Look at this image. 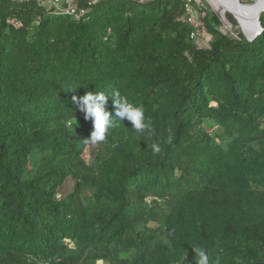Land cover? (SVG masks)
Here are the masks:
<instances>
[{
    "label": "trees",
    "instance_id": "1",
    "mask_svg": "<svg viewBox=\"0 0 264 264\" xmlns=\"http://www.w3.org/2000/svg\"><path fill=\"white\" fill-rule=\"evenodd\" d=\"M186 2L0 0V264H264V12L249 40L190 0L199 47ZM114 89L153 132L86 142L72 97Z\"/></svg>",
    "mask_w": 264,
    "mask_h": 264
},
{
    "label": "clouds",
    "instance_id": "2",
    "mask_svg": "<svg viewBox=\"0 0 264 264\" xmlns=\"http://www.w3.org/2000/svg\"><path fill=\"white\" fill-rule=\"evenodd\" d=\"M109 98L113 101L112 111L106 108ZM72 102L79 106L85 119H89L93 123V131L86 142L96 144L106 141L109 130L115 127L118 121L124 120H127L131 124V128L141 136L153 132L151 122L146 120L143 106H134L121 95L119 90L114 89L109 95H105L103 92L89 91L82 97L73 96ZM169 142H171V137H169ZM150 147L153 153L161 151L159 143H153ZM195 252L197 264H209V255L205 249H195Z\"/></svg>",
    "mask_w": 264,
    "mask_h": 264
},
{
    "label": "built area",
    "instance_id": "3",
    "mask_svg": "<svg viewBox=\"0 0 264 264\" xmlns=\"http://www.w3.org/2000/svg\"><path fill=\"white\" fill-rule=\"evenodd\" d=\"M93 2H95V0H88L89 5H92ZM41 3L44 7H47L48 9H52L53 12L56 14H72L76 12L74 5L75 0H41ZM186 8H187V13H186V18L184 19H187L190 23L194 25L195 30L191 33V37L195 39L199 37L201 35V32L205 31L206 28L203 23L202 17L200 15L195 14L194 7L191 5L190 0H187ZM88 11L89 9H82L81 11H79L80 13L79 15L85 14ZM197 44L199 47H203L199 43Z\"/></svg>",
    "mask_w": 264,
    "mask_h": 264
},
{
    "label": "water",
    "instance_id": "4",
    "mask_svg": "<svg viewBox=\"0 0 264 264\" xmlns=\"http://www.w3.org/2000/svg\"><path fill=\"white\" fill-rule=\"evenodd\" d=\"M224 2L230 7L243 9L246 12L245 14L249 15V18L254 20L252 21L254 22V27L250 34H247L243 30V33L249 40H253L263 31V26L261 24L260 18L261 14L264 12V0H254L251 3H245L243 0H224ZM233 16L236 18L235 15ZM221 17L226 20V15H224L222 12Z\"/></svg>",
    "mask_w": 264,
    "mask_h": 264
},
{
    "label": "rangeland",
    "instance_id": "5",
    "mask_svg": "<svg viewBox=\"0 0 264 264\" xmlns=\"http://www.w3.org/2000/svg\"><path fill=\"white\" fill-rule=\"evenodd\" d=\"M243 1H244L245 3H250L249 0H243ZM196 2H197L199 5L201 4L200 6H202V7H204V8H207V9H209V10H212V11H214L215 13L219 14L220 17H221V12L217 11V10L212 6V4L210 3L209 0H196ZM221 5H222V7H225V4L222 3ZM227 13H231V12L228 11ZM231 14H232V13H231ZM221 19H222V27H223L224 30L230 31V32L233 33L234 35L238 34L239 31H242V32H243V30L245 31V29H243V28L240 26L239 23H238V25H234V24H232V23L228 20L227 16H226V20H224L222 17H221ZM245 32H246V31H245ZM195 39H196V42L199 43L201 46H208L210 40L212 39V36H211V34H210L207 30H205V31H202V32H201V35H200L199 37L195 38ZM216 129H218V128H217V127L212 128V129H210V131L214 133V131H218V130H216ZM85 158H86L87 161H90V160H91V156H90L89 148H87L86 151H85ZM91 162H92V161H91ZM100 264H101V263H100Z\"/></svg>",
    "mask_w": 264,
    "mask_h": 264
},
{
    "label": "bare ground",
    "instance_id": "6",
    "mask_svg": "<svg viewBox=\"0 0 264 264\" xmlns=\"http://www.w3.org/2000/svg\"><path fill=\"white\" fill-rule=\"evenodd\" d=\"M212 6L219 12H222L224 15L227 14L228 11H230L233 15L236 16V19L239 21L240 26L245 29L247 34H250L254 27V21L253 19L249 18V15H246L245 11L240 8H233L228 6L224 0H209ZM225 4V7H222L221 4Z\"/></svg>",
    "mask_w": 264,
    "mask_h": 264
}]
</instances>
